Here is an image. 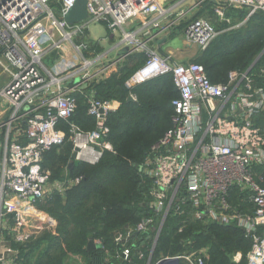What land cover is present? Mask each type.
I'll return each mask as SVG.
<instances>
[{
  "label": "built area",
  "instance_id": "built-area-1",
  "mask_svg": "<svg viewBox=\"0 0 264 264\" xmlns=\"http://www.w3.org/2000/svg\"><path fill=\"white\" fill-rule=\"evenodd\" d=\"M189 1L87 0V16L69 22L66 15L76 0H0V65L8 74L0 99L12 109L0 170V246L8 236L17 243L29 241L31 221L42 216L38 203L79 181L52 184L50 171L42 164L43 153L66 139L62 122L69 123L75 161L95 164L105 149H113L106 140L107 117L117 109L112 100L82 90L96 126L85 130L71 120L78 106L72 91H80L91 80L83 71L104 57L84 53L95 41L89 37L91 25L102 23L111 35H119L118 49L129 47L120 60L135 51L145 55L141 67L127 79V88L169 74L178 91L172 101L171 128L139 167L150 181L149 207L154 214L143 217L134 230L115 235L123 245L124 261L130 259L127 243L133 233L154 231V249L169 213H183L189 205L197 220L237 223L252 239L247 264H264V130L255 123L264 110V69H234L227 81L216 83L202 63L163 53L157 45L159 34L174 32L181 24L185 40L202 50L220 33L208 20L188 17V11L174 15ZM206 1L211 0H196L189 10ZM215 4L221 16L227 8H246L247 18L264 11V0H215ZM43 39L50 44L47 48L40 43ZM50 50L64 55L66 69L44 64ZM76 76H81L78 81ZM129 95L136 100L134 93ZM24 121L22 132L18 124ZM233 190L252 203L249 212L232 203ZM177 257L187 264H209L210 254L208 247H202Z\"/></svg>",
  "mask_w": 264,
  "mask_h": 264
},
{
  "label": "trees",
  "instance_id": "trees-1",
  "mask_svg": "<svg viewBox=\"0 0 264 264\" xmlns=\"http://www.w3.org/2000/svg\"><path fill=\"white\" fill-rule=\"evenodd\" d=\"M205 5L215 11L213 2L208 1ZM227 11L226 17L230 16ZM240 12L241 20L216 27L220 33L195 60L205 66L213 82L225 81L230 70H245L254 61L253 71L264 69V11H256L242 24L240 22L247 14L245 10ZM243 14L246 16L242 17ZM231 15L235 17V14ZM195 17H200L198 12ZM108 34L113 36L109 30ZM102 50L100 43L94 41L88 51L92 56ZM144 61L142 52H132L116 70L101 79H91L82 89L84 93L94 90L104 100L120 101V106L107 117L109 133L106 140L112 144V150L105 149L95 164L76 161L70 166L73 142L69 123L62 122L60 127L66 131V139L43 153L42 164L50 171L51 181L76 178L79 181L71 183L65 192L55 190L38 203L42 214L39 223L52 224L40 239L31 244L29 241L15 242L20 251L44 247L33 264H64L67 259L83 256L88 264H105L103 246L88 248L91 238L103 241L104 247L111 245L114 259L108 264H140L139 253L145 255L152 247L153 233H133L132 240L127 243L131 247L130 259L124 261L123 245L115 241L118 231L134 230L143 217L154 214L149 207L150 181L139 167L152 145L171 128L175 112L172 101L178 96L169 74L151 78L131 89L126 87L127 79ZM131 92L136 95V100H128ZM77 98L78 106L71 120L85 130L95 128L96 119L88 113L86 99L79 94ZM255 122L264 130V111ZM238 193L233 190L231 195L236 206L237 199L242 197ZM184 209L183 213H169L155 247L158 257L155 263L161 257L208 247L209 264H247L252 239L242 227L235 222L197 220L189 205ZM238 252H241V258L236 261Z\"/></svg>",
  "mask_w": 264,
  "mask_h": 264
},
{
  "label": "rangeland",
  "instance_id": "rangeland-1",
  "mask_svg": "<svg viewBox=\"0 0 264 264\" xmlns=\"http://www.w3.org/2000/svg\"><path fill=\"white\" fill-rule=\"evenodd\" d=\"M170 3L174 2V0H166ZM190 3H193V0H190L189 2H187L186 4L182 5L179 9H185L187 8ZM197 7V6H196ZM195 7V8H196ZM230 9V8H229ZM227 8V12H229L230 16L226 17V16H221L219 14H217V12L212 11L209 6H203V3L201 5H199L197 7V10H193L195 12H198V15L206 20H208L211 24H213L215 27L217 26H223L224 23H231L232 24L234 22H236L235 20L237 19L238 21L241 20V18H239V16L241 15L240 10H238L239 14L236 11H232L231 9L229 10ZM246 14L248 16L249 11L246 9ZM196 13H194L192 16H195ZM231 14H235V17H232ZM246 14H243L242 17L246 16ZM239 15V16H238ZM191 16V17H192ZM233 18V19H232ZM185 24H181L180 28H183ZM90 33L91 36L95 37V38H100L105 36L106 33V28L102 23H95L93 25H91L90 27ZM175 38H178V36L174 35V37L170 40V42L174 41ZM179 40V38H178ZM89 52V51H88ZM85 55L89 58H92L93 56H91V53L87 54L86 51L84 52ZM57 58V57H56ZM56 58L55 60L51 59V62L48 63H53L56 62ZM101 59V58H100ZM98 60L97 63H95L92 67H90L88 70H84L88 71L89 74L91 75V79H101L104 76H106L108 73L116 70L119 65L122 63L123 60H119L118 62H116L114 65H109V69H106V72L101 73L98 72V69H100V67H102L103 65H106V61H108L109 63H111V61L109 60L108 56L107 57H103L101 60ZM102 65V66H101ZM81 76H76V81H78V78ZM67 86V85H66ZM72 94H74L76 96V99L78 101L77 95H81L83 99H86V103H87V97L84 95H82L81 92H79V90H75L72 91ZM8 120H9V115L2 118L1 121H5V128H3L1 134H0V161L2 159V155L4 152V141H5V134L6 132L9 130V126H8ZM56 181H51V183L53 184ZM61 182V181H60ZM65 192V191H64ZM38 214V213H37ZM38 219H41V216L39 215L38 217H35L32 221H31V225L29 226V232L31 233V239L29 240V243L31 244L34 241H37L38 239H40V237L44 234V232L46 231V229H48L50 226H52V224L48 223L46 225H44L43 223H39ZM51 228V227H50ZM154 233V231H152ZM155 235V233H154ZM161 235V234H160ZM159 235V237H160ZM9 236L5 239V241L1 244L0 246V257H3V260L0 261V264H33L32 262H34L37 258H39L41 256V254L44 251V247H41L38 250L35 251H30V249L28 248L25 251H20L19 250V246L16 245L15 241L13 240V238H9ZM97 239V238H96ZM159 240V238H158ZM157 240V242H158ZM96 243H102L103 246V250L105 251V264H108L110 261H112L113 258V250L111 245L109 244L108 246L106 245L104 247L103 245V241L101 240H94ZM96 248V247H95ZM9 249H12L9 250ZM156 255V249L154 248H150L148 250L147 253H145L144 257H141L142 259L140 260V264H154L156 259L158 258ZM162 256V254L159 256V258ZM140 258V257H139ZM165 258V257H163ZM162 259V257H161ZM64 264H88L86 258L83 257H79V258H70L67 259L66 262Z\"/></svg>",
  "mask_w": 264,
  "mask_h": 264
},
{
  "label": "crops",
  "instance_id": "crops-1",
  "mask_svg": "<svg viewBox=\"0 0 264 264\" xmlns=\"http://www.w3.org/2000/svg\"><path fill=\"white\" fill-rule=\"evenodd\" d=\"M195 1L196 0H193V3ZM211 2L214 3V6L216 5L214 0H211ZM193 3H190V5L187 8L182 9L180 11H183V10L185 12L188 11L189 13L187 16L191 17L194 13H196L195 11L197 10V7L202 4L201 3V4L197 5V7L195 6L196 8L193 7V10H195V11H193V10L190 11L189 9L192 7ZM207 3H208V1L203 2V6ZM181 8H178L175 11L174 15L177 16L180 12L179 9H181ZM233 9L234 10H232V11H236V10L244 11V10H246V8H233ZM236 12L239 14L238 11H236ZM172 18H173V16H172ZM246 19H247V17H245V19L242 22H240V24L244 23ZM174 35L178 36L179 40H176V41L174 40L171 43L170 40L174 37ZM89 37L91 38V40H95V41L99 42L100 46L103 48V50L98 52L97 54H103L104 57L108 56L109 60L111 61V63L106 61V65L105 66L101 65L102 67H100V69H98V72H100V71H101V73L106 72V69L107 70L109 69V65H111L114 62V60L119 58V51L121 49H118V47H116V44H117L118 39H119V35L116 34V35L110 36L108 34V29L106 28L105 36L100 37V38H95V37L91 36V33H90ZM165 37L167 38L166 42L160 43L159 41ZM158 38L159 39L157 40V45L159 46L160 50L163 53H171L175 58H177L179 60H183V61L196 60L202 53V49H200L199 46H197L195 44H191L185 40L180 28L174 29V32L173 31L172 32L167 31V33H165L163 35L161 33V34H159ZM40 43L42 46H44L46 48L50 45L48 40H46V39L40 40ZM263 52L264 51H262V53ZM94 55H92V56H94ZM63 56L64 55L57 50H50V52L45 55L43 62L48 68L57 66L58 69L64 70V69H66V67H65V64L63 62V60H64ZM55 58H56V62H53L52 64L48 63V62H51V59L55 60ZM102 58H103V56H102ZM255 62L256 61H254L247 69L250 68L253 71V66H254ZM232 70H234V69H232ZM227 79H228V76H227ZM227 79L225 81H227ZM7 80H8V74L4 72L3 68L0 65V87H2L6 83ZM225 81H221V82H225ZM216 83H220V82H216ZM67 85L70 87L72 86L71 83H68ZM84 86H86V85H84ZM84 86L80 87L81 88L80 91H82V89L85 88ZM112 102H113L114 107L118 108L120 106V101L112 99ZM11 110L12 109H11L10 103L6 99H0V134L3 130V128H5L4 127L5 121H1V119L8 116V115L10 116ZM263 111H261L258 115H260ZM258 115H256V117ZM256 117H255V121H256ZM18 127L21 128V131L23 132V130L25 128V121L20 122L18 124ZM12 131L15 132V127ZM0 170H1V161H0ZM0 181H1V179H0ZM237 201H238L237 206L236 205L235 206L242 211L249 212L251 210V208L253 207L252 203L247 200L246 196H242V197L238 198ZM235 202H236V200H235ZM240 258H241V252H238L235 255V260L238 261Z\"/></svg>",
  "mask_w": 264,
  "mask_h": 264
},
{
  "label": "water",
  "instance_id": "water-1",
  "mask_svg": "<svg viewBox=\"0 0 264 264\" xmlns=\"http://www.w3.org/2000/svg\"><path fill=\"white\" fill-rule=\"evenodd\" d=\"M215 1V0H214ZM87 16V0H76L73 7L70 9V11L66 15V19L69 22H77L79 20L84 19ZM167 38H163L159 42L165 43ZM178 40V38H175V41ZM172 43V42H171ZM129 51V47L126 46L122 48L119 51V60L122 58V56ZM79 80V78H78ZM128 100H133V98L129 95ZM75 157H76V151L72 153V159L70 161V166H73L75 164ZM95 247H102V243H96L93 238L89 240L88 248H95ZM155 264H183L181 259L177 256L174 257H165L157 261Z\"/></svg>",
  "mask_w": 264,
  "mask_h": 264
}]
</instances>
